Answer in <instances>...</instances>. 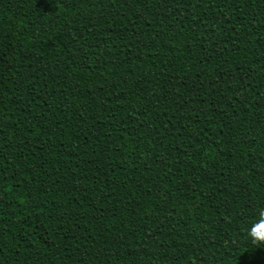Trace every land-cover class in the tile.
Returning <instances> with one entry per match:
<instances>
[{
  "label": "trees",
  "instance_id": "obj_1",
  "mask_svg": "<svg viewBox=\"0 0 264 264\" xmlns=\"http://www.w3.org/2000/svg\"><path fill=\"white\" fill-rule=\"evenodd\" d=\"M264 0H0V264H264Z\"/></svg>",
  "mask_w": 264,
  "mask_h": 264
},
{
  "label": "clouds",
  "instance_id": "obj_2",
  "mask_svg": "<svg viewBox=\"0 0 264 264\" xmlns=\"http://www.w3.org/2000/svg\"><path fill=\"white\" fill-rule=\"evenodd\" d=\"M264 210L259 213V222L254 224L250 230H247V237L250 238L252 244L256 246H264Z\"/></svg>",
  "mask_w": 264,
  "mask_h": 264
},
{
  "label": "snow or ice",
  "instance_id": "obj_3",
  "mask_svg": "<svg viewBox=\"0 0 264 264\" xmlns=\"http://www.w3.org/2000/svg\"><path fill=\"white\" fill-rule=\"evenodd\" d=\"M261 227L264 228V225H262Z\"/></svg>",
  "mask_w": 264,
  "mask_h": 264
}]
</instances>
